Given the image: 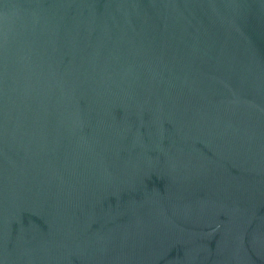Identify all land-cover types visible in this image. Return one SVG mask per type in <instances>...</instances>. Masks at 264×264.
<instances>
[{
    "label": "water",
    "instance_id": "1",
    "mask_svg": "<svg viewBox=\"0 0 264 264\" xmlns=\"http://www.w3.org/2000/svg\"><path fill=\"white\" fill-rule=\"evenodd\" d=\"M0 264H264V0H0Z\"/></svg>",
    "mask_w": 264,
    "mask_h": 264
}]
</instances>
